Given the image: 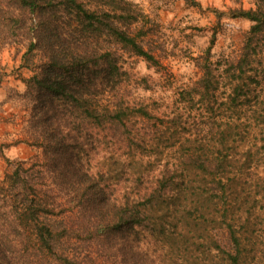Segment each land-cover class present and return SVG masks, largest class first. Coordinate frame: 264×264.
Masks as SVG:
<instances>
[{"label": "trees", "instance_id": "16d2710c", "mask_svg": "<svg viewBox=\"0 0 264 264\" xmlns=\"http://www.w3.org/2000/svg\"><path fill=\"white\" fill-rule=\"evenodd\" d=\"M254 1L229 10L252 23L239 57L214 61V32L202 77L159 112L124 98V51L164 68L144 44L159 24L137 4L0 0V52L32 25L29 53L46 58L26 81L21 141L43 155L5 158L0 179V264H247L261 235L254 206L242 208L260 191L237 185L261 151L249 137L264 147V0Z\"/></svg>", "mask_w": 264, "mask_h": 264}, {"label": "rangeland", "instance_id": "374dc122", "mask_svg": "<svg viewBox=\"0 0 264 264\" xmlns=\"http://www.w3.org/2000/svg\"><path fill=\"white\" fill-rule=\"evenodd\" d=\"M129 1L137 4L159 24L158 32L144 44L146 48L154 49L164 68H152L143 59L124 51V69L127 72L124 76V98L156 102L163 107L159 112L165 111L167 106L171 107L181 90L192 87L202 77L197 58L210 46L214 32L217 35L213 60L239 57L252 23L230 17L229 10L255 8L254 0H192L196 4L185 0ZM32 30L33 26L29 25L0 52V146L6 147L4 157L0 155V179L12 170L5 158L12 162H24L43 155L41 149L21 142L28 138L27 131L30 129L27 121L31 104L26 98V81L34 76L36 66L46 60L44 52L38 49L29 53L35 38ZM105 45L110 44L106 42ZM249 139V146L254 149L258 145L261 151L254 157L248 170L249 176L242 178L237 187L243 194L248 188L254 193L260 191L256 195L259 202L255 204L254 198H250L242 212L246 213L248 206H254L250 210L249 227L261 235L260 239L252 241L255 245L249 247L252 252L247 264H264V254L256 253L258 249L264 252V190L263 187L255 188V184L263 181L258 176L264 171V147L261 146V136L253 135ZM109 157L108 152L106 159Z\"/></svg>", "mask_w": 264, "mask_h": 264}]
</instances>
